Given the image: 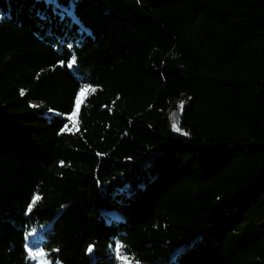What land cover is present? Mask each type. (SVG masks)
<instances>
[{
    "label": "trees",
    "instance_id": "16d2710c",
    "mask_svg": "<svg viewBox=\"0 0 264 264\" xmlns=\"http://www.w3.org/2000/svg\"><path fill=\"white\" fill-rule=\"evenodd\" d=\"M30 250L264 264V0H0V264Z\"/></svg>",
    "mask_w": 264,
    "mask_h": 264
},
{
    "label": "rangeland",
    "instance_id": "374dc122",
    "mask_svg": "<svg viewBox=\"0 0 264 264\" xmlns=\"http://www.w3.org/2000/svg\"><path fill=\"white\" fill-rule=\"evenodd\" d=\"M157 10V9H156ZM152 25L155 28V32L153 34V39L155 43H160V42H164L165 43V50L169 51L171 49H179V43L177 41V38L172 30L171 27V23H170V19L168 17H157ZM90 94V90L89 88L82 86L79 93H78V97L76 100V104L77 101L79 100V104L82 103V101ZM74 107V111L73 114H77L78 112V107ZM36 105V104H33ZM30 255H31V259L33 260V263L35 262V264H45L44 262H39L40 261V256L35 254L33 252V250H30Z\"/></svg>",
    "mask_w": 264,
    "mask_h": 264
},
{
    "label": "snow or ice",
    "instance_id": "6c2138e0",
    "mask_svg": "<svg viewBox=\"0 0 264 264\" xmlns=\"http://www.w3.org/2000/svg\"><path fill=\"white\" fill-rule=\"evenodd\" d=\"M51 2L54 3L55 0H51ZM73 6H74V5H73ZM62 18H63V17H62ZM70 66H71V65H70ZM93 91H94V89H93ZM21 94L23 95V92H21ZM77 104L79 105V100L77 101ZM180 107L183 108V102L181 103ZM175 115H176V114L174 113V114H173L174 119H173L172 127H173V129H174L175 131L180 132L181 129H180L179 126H178V122L175 120ZM68 119L71 120V117H68ZM66 127H67V125H65V128H66ZM183 134H184V135H188L187 132H184ZM36 199H39V198L37 197ZM33 203H35V200H33ZM31 207H32V205H29V210H31ZM88 251H89V252H92V247H91V246H89ZM117 251L119 252V249H117ZM137 264H138V262H137Z\"/></svg>",
    "mask_w": 264,
    "mask_h": 264
},
{
    "label": "bare ground",
    "instance_id": "6f19581e",
    "mask_svg": "<svg viewBox=\"0 0 264 264\" xmlns=\"http://www.w3.org/2000/svg\"><path fill=\"white\" fill-rule=\"evenodd\" d=\"M79 105L76 104V107H79ZM68 117H71V120H69ZM65 119L67 120V123L65 124V125H67V127L65 129L71 130L76 125L77 114L76 113L75 114L72 113V114H70L68 116H65ZM33 264H35V262Z\"/></svg>",
    "mask_w": 264,
    "mask_h": 264
},
{
    "label": "crops",
    "instance_id": "0c3cea01",
    "mask_svg": "<svg viewBox=\"0 0 264 264\" xmlns=\"http://www.w3.org/2000/svg\"><path fill=\"white\" fill-rule=\"evenodd\" d=\"M80 106V105H79ZM79 108V107H78Z\"/></svg>",
    "mask_w": 264,
    "mask_h": 264
},
{
    "label": "water",
    "instance_id": "95a60500",
    "mask_svg": "<svg viewBox=\"0 0 264 264\" xmlns=\"http://www.w3.org/2000/svg\"><path fill=\"white\" fill-rule=\"evenodd\" d=\"M33 264V263H32Z\"/></svg>",
    "mask_w": 264,
    "mask_h": 264
}]
</instances>
